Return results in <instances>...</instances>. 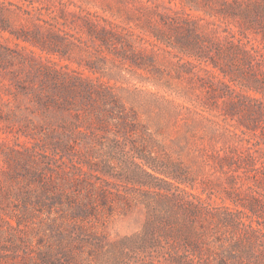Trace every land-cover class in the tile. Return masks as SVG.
Wrapping results in <instances>:
<instances>
[{
	"label": "trees",
	"instance_id": "1",
	"mask_svg": "<svg viewBox=\"0 0 264 264\" xmlns=\"http://www.w3.org/2000/svg\"><path fill=\"white\" fill-rule=\"evenodd\" d=\"M217 3L194 15L145 0L130 27L88 11L68 21L62 2L0 0V264H128L130 252L144 264H264V0ZM35 49L68 61L85 51L94 74L108 60L151 73L160 53L173 54L177 73L205 89L194 112L209 126L205 161L224 178L221 203L211 183L206 197L180 186L189 172L155 151L112 87ZM25 102L75 120L38 131ZM136 205L142 232L111 250L100 225Z\"/></svg>",
	"mask_w": 264,
	"mask_h": 264
},
{
	"label": "rangeland",
	"instance_id": "2",
	"mask_svg": "<svg viewBox=\"0 0 264 264\" xmlns=\"http://www.w3.org/2000/svg\"><path fill=\"white\" fill-rule=\"evenodd\" d=\"M156 1L176 9H183L185 12L194 15H202L200 9L203 0H196L195 3H190L189 0ZM218 1L220 0H211L213 4ZM51 2L55 4L62 2L64 4V10L69 12L66 14L68 21L76 20L79 14L84 15L88 11L111 21L134 27L131 22L126 24L127 19H130L131 16L136 17L137 9L145 0H51ZM38 4L35 3V5ZM47 4V1H45L43 6H47ZM199 5L201 7H198ZM193 7L198 8L195 10ZM55 13L58 14L59 10L55 9ZM17 23H25V21L23 19L16 20L15 27H17ZM229 25L233 27L231 24ZM134 30L135 32L140 31L137 28ZM70 31L77 36L84 37L77 24L72 26ZM0 35L4 38L8 36L7 33ZM0 40L3 41L2 38ZM8 44L14 46L13 42H8ZM21 45L23 44L21 43ZM146 47L149 48V46ZM85 50L89 51L90 49L85 47ZM35 52L43 58L48 57L57 62L60 66H67L71 70L83 72L84 76L92 79L99 78L100 81L112 87L125 107L135 113V122L141 133L146 132V136L147 133L152 135L155 151L163 157L180 164L189 172V182L180 186L185 185L191 192L206 197V192L203 191L205 183H211L214 189L210 191V201L214 204L221 203V197L224 194L220 185L225 186L224 178L211 164L208 165L205 161V152L211 149L212 144L209 136V126L203 117L194 112V110L200 111L198 103H206L205 89L200 86L201 83L198 80L192 79L190 75L177 73L180 68L173 54L160 53L151 69V73L133 69L118 61L108 60L104 70L107 74L100 72L94 74L85 67L87 61L85 51L76 53L72 61L60 60L55 56H47L43 53L40 54L36 49ZM208 99L213 101V95ZM222 104L221 100L217 101V106ZM25 107L30 109L24 112L32 118L33 122L31 124L33 126L28 125L33 129L36 126L35 128L38 131L46 127L48 120L51 118L56 121L57 125L64 124V121L75 120L65 110L55 109L50 111L48 118H44L49 113L45 109L27 102L22 105V108ZM205 114L207 116L218 115L219 119H222L219 115V108L214 109L211 115L208 112ZM227 122L233 124L236 121L235 119H227ZM0 126L2 125L0 124ZM8 137L9 139L13 138L12 134H9ZM19 140L23 141L25 138L20 137ZM31 142L29 141V144ZM75 148H83L82 150H84V146H75ZM93 155L96 156V153H93ZM119 157L127 166L131 165V155ZM121 160L115 161V164L117 165ZM171 181L176 182L175 180ZM228 203L226 201V204ZM145 221L146 209L143 205H136L124 213L117 212L112 217L105 219L99 230L105 238V243L110 245L112 250L114 246L116 249L123 245L132 246L137 241L139 233L142 232ZM126 250L130 252V249ZM129 255L128 264H142V262L144 264L145 259L142 253L135 252L133 254L130 252Z\"/></svg>",
	"mask_w": 264,
	"mask_h": 264
}]
</instances>
